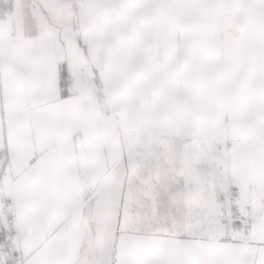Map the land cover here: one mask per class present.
Instances as JSON below:
<instances>
[{
	"label": "snow or ice",
	"instance_id": "6c2138e0",
	"mask_svg": "<svg viewBox=\"0 0 264 264\" xmlns=\"http://www.w3.org/2000/svg\"><path fill=\"white\" fill-rule=\"evenodd\" d=\"M0 264H264V0H0Z\"/></svg>",
	"mask_w": 264,
	"mask_h": 264
}]
</instances>
